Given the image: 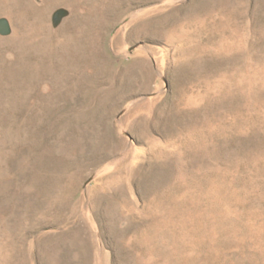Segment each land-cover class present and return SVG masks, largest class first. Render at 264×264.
Returning <instances> with one entry per match:
<instances>
[{"label":"rangeland","instance_id":"obj_1","mask_svg":"<svg viewBox=\"0 0 264 264\" xmlns=\"http://www.w3.org/2000/svg\"><path fill=\"white\" fill-rule=\"evenodd\" d=\"M0 264H264V0H0Z\"/></svg>","mask_w":264,"mask_h":264}]
</instances>
